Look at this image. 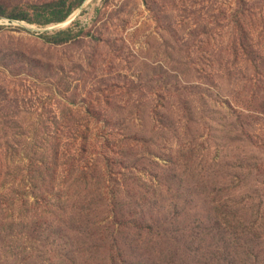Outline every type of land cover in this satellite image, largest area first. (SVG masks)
Returning <instances> with one entry per match:
<instances>
[{
  "label": "rangeland",
  "instance_id": "1",
  "mask_svg": "<svg viewBox=\"0 0 264 264\" xmlns=\"http://www.w3.org/2000/svg\"><path fill=\"white\" fill-rule=\"evenodd\" d=\"M49 1L0 0V264H264V0Z\"/></svg>",
  "mask_w": 264,
  "mask_h": 264
},
{
  "label": "trees",
  "instance_id": "2",
  "mask_svg": "<svg viewBox=\"0 0 264 264\" xmlns=\"http://www.w3.org/2000/svg\"><path fill=\"white\" fill-rule=\"evenodd\" d=\"M35 7H39V13L42 18V23H48L54 20H62L71 10L68 0H55L41 3ZM64 36L56 38V41L65 40Z\"/></svg>",
  "mask_w": 264,
  "mask_h": 264
}]
</instances>
